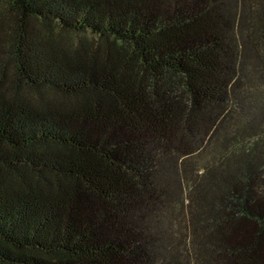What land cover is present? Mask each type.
I'll use <instances>...</instances> for the list:
<instances>
[{
    "label": "trees",
    "instance_id": "16d2710c",
    "mask_svg": "<svg viewBox=\"0 0 264 264\" xmlns=\"http://www.w3.org/2000/svg\"><path fill=\"white\" fill-rule=\"evenodd\" d=\"M6 3L0 264H264V0Z\"/></svg>",
    "mask_w": 264,
    "mask_h": 264
},
{
    "label": "rangeland",
    "instance_id": "374dc122",
    "mask_svg": "<svg viewBox=\"0 0 264 264\" xmlns=\"http://www.w3.org/2000/svg\"><path fill=\"white\" fill-rule=\"evenodd\" d=\"M15 15L16 14L14 13L13 9L6 3V0H0V19L6 21V23H7L4 25V30L6 32L10 31L9 28H11V26L9 23L14 20ZM74 38H77L76 35H74ZM2 49H0V65H2V66L4 65L5 66V68H4L5 73L7 75L11 76L12 75V65L10 63L11 61L7 55L6 50H5L6 48H2ZM0 70H1V68H0ZM20 89L28 91V93L32 96L38 95V92L36 90H27L23 86H20ZM44 92L47 93V95H49V96L53 94V93L47 92V91H44ZM198 157L201 159L204 158L205 160L207 158H209L208 155L206 156L204 153H202ZM199 164L203 165V160Z\"/></svg>",
    "mask_w": 264,
    "mask_h": 264
}]
</instances>
